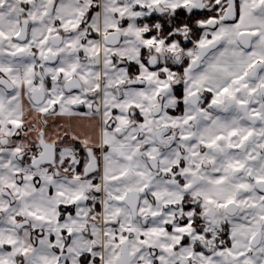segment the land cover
<instances>
[{
	"label": "snow or ice",
	"instance_id": "6c2138e0",
	"mask_svg": "<svg viewBox=\"0 0 264 264\" xmlns=\"http://www.w3.org/2000/svg\"><path fill=\"white\" fill-rule=\"evenodd\" d=\"M0 264H264V0H0Z\"/></svg>",
	"mask_w": 264,
	"mask_h": 264
}]
</instances>
